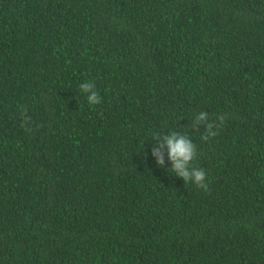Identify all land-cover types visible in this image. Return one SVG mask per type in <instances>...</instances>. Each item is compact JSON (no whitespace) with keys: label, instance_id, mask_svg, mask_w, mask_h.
<instances>
[{"label":"trees","instance_id":"1","mask_svg":"<svg viewBox=\"0 0 264 264\" xmlns=\"http://www.w3.org/2000/svg\"><path fill=\"white\" fill-rule=\"evenodd\" d=\"M0 264H264V0H0Z\"/></svg>","mask_w":264,"mask_h":264},{"label":"clouds","instance_id":"2","mask_svg":"<svg viewBox=\"0 0 264 264\" xmlns=\"http://www.w3.org/2000/svg\"><path fill=\"white\" fill-rule=\"evenodd\" d=\"M95 83H83L80 85V89L84 92H90L88 96L89 104H99L101 97L97 91H95ZM208 118V113L202 112L197 118L198 122L204 121ZM219 120L223 122L224 117L220 116ZM219 128V125H215ZM209 133L211 136H215L216 132L212 131V125H209ZM155 139H160L158 136H154ZM207 140V136L204 137ZM167 147L169 158L172 161V169L177 176L182 177L186 182H193L195 185L205 191L208 190V184L206 183V172L200 168H191L190 164L195 159L197 152L196 146L191 143L183 135H177L173 132L170 136L163 138V143L160 148H153V155L157 158L158 164L162 167L164 165V154L160 150L163 147Z\"/></svg>","mask_w":264,"mask_h":264}]
</instances>
